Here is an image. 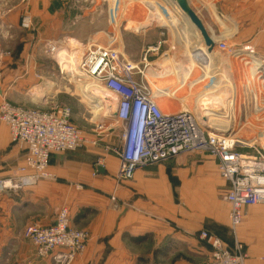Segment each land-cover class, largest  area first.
Listing matches in <instances>:
<instances>
[{
  "label": "crops",
  "instance_id": "obj_1",
  "mask_svg": "<svg viewBox=\"0 0 264 264\" xmlns=\"http://www.w3.org/2000/svg\"><path fill=\"white\" fill-rule=\"evenodd\" d=\"M54 1L29 0L33 26L35 21H59L61 8L49 9ZM234 2L239 33H252V44L237 52L251 53L259 62L257 78L264 83V0H190L200 17L215 5L228 13ZM23 3L0 0V103L7 97L19 105L48 109L60 91L51 92L58 82L48 80L40 57L49 58L47 43L58 45L68 37L40 33L36 27L35 31H24L20 25ZM158 104L166 111L159 100ZM228 126L232 128V124ZM24 155V149L11 142L9 128L0 121V179L14 175ZM118 167L119 158L105 149L54 153L49 165L54 178L20 191L0 193V264H55L54 254L38 257L24 231L32 224L51 225L62 207H68L72 227L90 234L86 250L71 264H192L198 261L183 260L179 248L183 245L189 255H196L197 243H205L209 251L201 261L207 259L212 249L198 238L202 230L230 248L237 239L248 246L246 264H264V204L243 209L242 221L230 242L231 206L224 199L229 185L220 176L213 156L182 153L140 168L132 180L121 183L116 179ZM197 197L207 199V211L197 210L193 204ZM166 198L168 204L174 201L171 208H164ZM182 198L187 199L188 208L182 207ZM147 243L154 247L149 253L136 248Z\"/></svg>",
  "mask_w": 264,
  "mask_h": 264
},
{
  "label": "built area",
  "instance_id": "obj_2",
  "mask_svg": "<svg viewBox=\"0 0 264 264\" xmlns=\"http://www.w3.org/2000/svg\"><path fill=\"white\" fill-rule=\"evenodd\" d=\"M154 1L171 8L175 16H181L171 0ZM124 3L123 0H115L108 11L109 23L114 28L119 24ZM20 20L23 29L33 27L30 12H24ZM127 24L134 29L133 24ZM140 29L135 28V32L138 33ZM109 37L108 44L93 38L79 42L81 56L77 70L116 101L112 108L103 106L104 115L100 121H95V131L100 135L105 129L115 126L121 130L120 145L113 149L119 158L117 182L132 180L138 169L167 161L182 153L208 152L217 160L220 176L229 185L224 199L231 206L229 217L232 225L237 227L242 221L245 207L264 204V136L250 141L231 134L234 132L232 130L215 129L191 110L164 111L145 75L149 66L148 54L159 51L163 40L149 45L142 60L134 62L128 59L124 46L116 43L114 37ZM61 48L59 44L47 43L45 53L53 56ZM215 48L229 54L237 53L224 38L216 41ZM257 98L255 96V100ZM114 109L116 116L111 115ZM0 121L9 128L11 142L25 151L23 163L16 173L0 179V193L20 191L40 180L54 178L49 171L54 153L76 151L100 142L96 136L84 135L73 122L72 108L66 105L53 103L50 108L42 109L19 105L4 97L0 103ZM24 236L35 245L38 257L54 254L55 264H71L86 250L90 234L85 229L72 227L69 209L62 207L51 225H29ZM198 238L207 242L212 251L207 259L192 264H246L248 255L237 239L234 247L230 248L206 230L200 231Z\"/></svg>",
  "mask_w": 264,
  "mask_h": 264
},
{
  "label": "rangeland",
  "instance_id": "obj_3",
  "mask_svg": "<svg viewBox=\"0 0 264 264\" xmlns=\"http://www.w3.org/2000/svg\"><path fill=\"white\" fill-rule=\"evenodd\" d=\"M123 1H125V3L121 6L122 9L118 18L119 24L115 28L109 23L108 18V11L114 0H56L49 9L53 8L59 10L61 8L63 16L61 15L57 19L59 21H35L34 26L31 29L28 30L22 28L27 32L35 31L36 27L40 33H59V36L63 33L62 36L67 35L68 39L59 44L62 46L60 52L65 50L67 53L59 59L57 57L58 52L53 56H49V58H44V56H42L40 57V60L41 64L44 65V71L47 72L46 74L50 78L48 80L58 82V87L53 85L51 89L52 93L56 90L60 91L58 92L54 103L71 107L73 110L74 124L83 131L84 135L89 137L96 136L97 139L100 140L96 146L89 145L83 148L89 150L105 149L107 151H113L116 146L120 145L121 130L119 126H115L113 128L105 129L103 133L98 135V131H95V121H100L104 115V111H102L104 108L99 104L100 100L97 98L99 97L101 90H96L92 81L80 76L78 71L77 73H73L70 68L72 64L68 63L70 65L67 66L63 63V58L74 52L80 53L79 42H85L88 39L93 38L102 44H108L110 41L109 36L114 37L117 41L116 43L124 46L128 59L134 62L142 60L148 44L151 45V43L158 42L160 39L163 40L159 51L148 54L149 66H147L145 70V75L155 94L156 91L160 89H166V91L171 90L173 92L174 96L157 95V100H159V103H162V107L166 109V112H169V109L175 111L183 110V102L180 100L184 98L188 100L187 103L190 110L195 112L197 99H199L202 91L212 84L214 79L222 80L224 82L222 83L224 87L228 83L225 87L228 91L222 89L220 95L228 94L226 97H229L233 91L232 85L230 84L232 81L237 85L236 88L238 91L236 106L237 121L235 124H232V128L221 129L217 127L215 128V126L212 127L219 131L232 130L234 132L231 134H235L244 139H250V141L255 140L260 136H264V83L258 81L256 78L252 79L250 82L248 81V77H250L249 63L254 60L251 58V53L240 54L237 52L238 54H229L228 52L219 51L216 48H214L212 52H208L205 50L206 45L202 37L195 35L196 32L193 31V29L181 25L179 20L183 21V19L175 16L171 8L168 9L163 5L160 6V4L152 0L154 6L151 7V11H153L154 14L150 17L149 21L148 17L150 15L145 9L143 10V7L139 2L129 3L127 0ZM23 2L22 14L24 12H30L31 5L29 0H23ZM173 5L177 7L175 3ZM210 11L212 13H209L205 9V11L201 13L202 16L200 18L209 33L215 35L217 40L222 38L227 39L229 45L237 51L243 45L250 46L252 44V33H239L235 2L232 9H229L228 13H222L220 5H215ZM251 14L252 11L251 13L246 14V16ZM130 20L134 26L133 30L132 27L127 24ZM145 22H149L148 28L142 29L141 25ZM140 27L141 29L137 34L135 28L138 29ZM112 31L115 32L109 33ZM91 35H94V37L88 38ZM63 38L64 37H62V39ZM203 52L212 54V60L217 59L216 61H218L219 64L218 66L214 65L212 67L210 74H212L216 67L219 69L216 70L218 76H214L213 74L212 77L209 76L207 79L199 81V83L195 85H191V82L197 80L203 75V73L206 74L205 67L201 68L199 67L200 64H198V60L203 57ZM182 64L184 70H187L185 75L188 76L187 81L184 83L182 77L179 76V80L178 75L174 72L175 68H180ZM159 75L162 78H160ZM62 78L63 80H61ZM61 81H63L62 84ZM255 96L258 97L257 100H255ZM112 100L113 107L114 99L112 98ZM100 108L102 109L99 110ZM97 112L99 115H96ZM106 146L109 147V149H107ZM196 153L209 154L208 152ZM102 158L103 156H101L100 159ZM175 202L179 203L180 201H177L176 199ZM181 202H184L182 206L183 208H188L187 199H183ZM206 202V198L197 197L193 200V204L196 206L197 210L202 213L209 208ZM166 203L167 204L164 205V208L168 209L171 208L174 201L173 204H168V200ZM234 230L235 228L230 227L229 235H227L230 242L232 241L231 239L234 238ZM197 247V254L189 255L185 246L181 245L179 248L181 252L178 254L182 255L184 258L183 260L186 258L190 263L193 261H201L207 255V250L209 251V248L205 243H197ZM242 247L249 257L248 246L242 245ZM136 248L143 251L145 254L149 253L154 247L152 244L147 243L139 245ZM165 255L167 256V253H165ZM175 257L177 258V256ZM151 264L168 263L166 261H159Z\"/></svg>",
  "mask_w": 264,
  "mask_h": 264
},
{
  "label": "bare ground",
  "instance_id": "obj_4",
  "mask_svg": "<svg viewBox=\"0 0 264 264\" xmlns=\"http://www.w3.org/2000/svg\"><path fill=\"white\" fill-rule=\"evenodd\" d=\"M139 3L142 5L143 10L145 9L148 12V14L150 15L148 17V20L150 21V17L154 14V12L151 11L152 10L151 7L154 6L152 3V0H140ZM171 3L172 2L170 1V4ZM175 5L177 6L176 8L181 13L180 17L183 19V21L179 20V22H181V25L186 26V28L193 29V31L196 32L195 35H199L200 37H202L200 34V31L194 26V24L190 21V19L182 11V9L177 5V3H175ZM129 24L132 25L131 20H130ZM148 25H149V22H145L141 26L144 28H148ZM212 38L215 41H217V38H215V35H212ZM205 50L208 52L213 51V50L209 51L207 46L205 47ZM65 53H67L65 50H62L61 52H59L57 55L58 59L61 58V56H63ZM80 56L81 55L78 52L68 54L63 58V63H65L67 66L72 64V66L70 68L72 69L73 73H77L78 70L76 68H77V64L80 60ZM191 58L194 59L193 57H191ZM212 59H213L212 54H210V53L207 54V53L203 52V57H202V59L200 58L198 60V64H200L199 67H201V68L205 67L206 74L203 73V75H201L197 80H194L193 82H191V85H195V84L199 83V81L207 79L209 76L212 77L213 74H214V76H218L216 73V70H219V69L216 67H215L214 71L212 72V74H210L212 67L214 65L218 66V64H219L218 61H216L217 59L216 60H212ZM194 60H196V59H194ZM252 61L250 62L251 64L248 62L249 66H250L249 67L250 77H248L249 82L252 79H255V78L258 79L257 78V75H258V70H257L258 65L257 64L259 62L256 61L255 59ZM68 63H70V64H68ZM183 64L180 68H178V69L175 68L174 72L178 75V79H179V76L182 77V81L184 83L187 81L188 76L185 75V72H187V70H184ZM191 74H192V72H191ZM160 75H159V77L162 78ZM177 75H175V76H177ZM169 76H170V74H169ZM92 83L95 86L96 90H98V91L101 90L99 97H97V98H98V100H100L99 104H101L102 108H104L103 106H107V107L112 108V101L113 100L111 98V95L107 91H105L104 89L97 86L93 81H92ZM222 83H224L222 80L214 79L212 84L208 88H206L204 91H202V93L199 96V99H197V104H196L197 107H196L195 113L199 117L200 120L204 121L205 123L209 124L210 126H215V128L217 127V128L225 129V128H227L228 124H233V123L235 124V122L237 121L236 106H237V100H238V98H237L238 97V91L236 88L237 85L231 81L230 84L232 85V89H233L232 94L229 97H226V95H228V94L220 95V93L222 92V89L228 91V89L225 88L228 83L226 84L225 87L223 86ZM156 95L174 96V94L171 90L166 91V89L165 90L164 89L157 90ZM180 101L183 102V104H182L183 110H190V107L187 103L188 100H186V98L181 99ZM195 101H196V99H195ZM115 103H116V101L114 100V105H115ZM102 108H100L99 110H101ZM99 110H98V112H99ZM98 112L96 113V115H99ZM202 112H203V114L201 115Z\"/></svg>",
  "mask_w": 264,
  "mask_h": 264
},
{
  "label": "water",
  "instance_id": "obj_5",
  "mask_svg": "<svg viewBox=\"0 0 264 264\" xmlns=\"http://www.w3.org/2000/svg\"><path fill=\"white\" fill-rule=\"evenodd\" d=\"M172 1L174 3H177V5L182 9V11L187 15L190 21L194 24V26L200 31L202 39L205 45L207 46L208 50L209 51L214 50L216 46V41L212 38V35L209 33L208 29L206 28L205 24L201 20L200 16L192 8L190 1L189 0H172ZM111 115L116 116L117 111L115 109L112 110ZM110 120H114V119L110 118Z\"/></svg>",
  "mask_w": 264,
  "mask_h": 264
},
{
  "label": "trees",
  "instance_id": "obj_6",
  "mask_svg": "<svg viewBox=\"0 0 264 264\" xmlns=\"http://www.w3.org/2000/svg\"><path fill=\"white\" fill-rule=\"evenodd\" d=\"M137 240H141V238H137Z\"/></svg>",
  "mask_w": 264,
  "mask_h": 264
}]
</instances>
